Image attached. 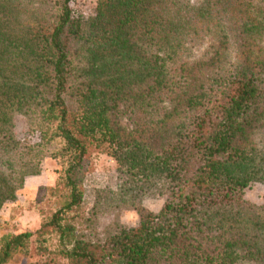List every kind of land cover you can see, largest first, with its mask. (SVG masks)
Here are the masks:
<instances>
[{"label": "trees", "instance_id": "trees-1", "mask_svg": "<svg viewBox=\"0 0 264 264\" xmlns=\"http://www.w3.org/2000/svg\"><path fill=\"white\" fill-rule=\"evenodd\" d=\"M73 1L0 0V208L44 156L60 166L47 219L5 240L0 264L47 234L67 264H264V198H245L264 184V0H97L87 17ZM94 150L119 183L85 208Z\"/></svg>", "mask_w": 264, "mask_h": 264}, {"label": "rangeland", "instance_id": "rangeland-1", "mask_svg": "<svg viewBox=\"0 0 264 264\" xmlns=\"http://www.w3.org/2000/svg\"><path fill=\"white\" fill-rule=\"evenodd\" d=\"M97 0H74L72 9L75 14L91 16L95 13ZM215 41L209 37L206 41L189 52V60H207L214 51ZM124 126H129L126 120H122ZM15 133L23 143H35L39 140L38 133L29 129L27 119L23 115L15 117ZM90 171L86 176L85 187L87 188L85 208L92 205L94 189L115 187L119 183L118 167L115 159L105 152L94 150L89 156ZM60 166L58 162L46 155L41 160V172L37 175L26 177L23 187L17 192L14 201L5 203L0 208V252L5 240L12 236L31 232L35 233L41 228L47 219L45 212L48 211L42 203L47 197L44 188L53 187L58 178ZM245 198L252 203H260L264 198V184L254 182L245 189ZM142 203L151 211L158 212L164 203V198L151 194L142 199ZM42 209V212H41ZM110 220H104L105 224ZM138 213L132 209H124L120 214V221L125 226H135L138 223ZM44 238L34 235L30 239L29 248L26 252H15L6 264H67L62 257L54 234H47Z\"/></svg>", "mask_w": 264, "mask_h": 264}]
</instances>
